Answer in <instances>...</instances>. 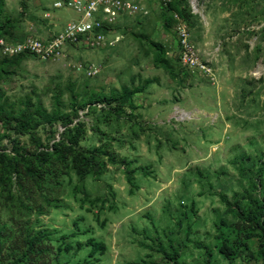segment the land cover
<instances>
[{"label":"rangeland","instance_id":"374dc122","mask_svg":"<svg viewBox=\"0 0 264 264\" xmlns=\"http://www.w3.org/2000/svg\"><path fill=\"white\" fill-rule=\"evenodd\" d=\"M52 1L0 0L1 38L76 19ZM128 1L111 48L0 51V110L31 118L0 128V264H264V0Z\"/></svg>","mask_w":264,"mask_h":264},{"label":"built area","instance_id":"2783aa9c","mask_svg":"<svg viewBox=\"0 0 264 264\" xmlns=\"http://www.w3.org/2000/svg\"><path fill=\"white\" fill-rule=\"evenodd\" d=\"M51 8L71 10L76 19L66 22L59 31L44 38L27 37L11 44L0 38V51L6 57L31 55L46 61L59 58L67 47L103 50L119 40L114 25L123 15L134 14L137 6L128 0H53ZM49 13H45V16ZM97 69L91 66L87 75Z\"/></svg>","mask_w":264,"mask_h":264},{"label":"trees","instance_id":"16d2710c","mask_svg":"<svg viewBox=\"0 0 264 264\" xmlns=\"http://www.w3.org/2000/svg\"><path fill=\"white\" fill-rule=\"evenodd\" d=\"M168 5L171 6L170 3ZM8 27H9L8 23L0 24V38L4 33H6ZM17 57H22V56H17ZM161 57H162V51L160 53L156 52L154 59H155V61L160 62ZM131 94H132V92H130L128 94H121L119 96V98H115V99H117V101H121V100L128 98ZM52 119H54V117L50 118L48 120L49 123L52 122L51 121ZM15 120L18 121L20 127H24L27 124H29V122L31 121V118L29 116L25 117L23 113H21L19 115H14L12 112H6V111L0 110V128H6L8 130L15 129V126L13 125V121H15ZM53 123L54 122H52L51 124H53ZM70 123H71V120L66 125L63 124V127L65 128V130H66V128H68L67 126L70 125ZM34 124L38 125L39 123L35 122ZM2 137H3V135H0V140L2 139ZM54 146L55 145L52 144V146H51L52 149L55 148ZM76 147L77 146H75V143L71 142L66 146V149H67V151L72 152V154H73L71 156V163L77 169L78 175L82 178L84 173H87V174H89L91 172L95 173L97 171V167H91L90 166L91 164L93 165V161H92L91 157L90 156L85 157L84 154L82 153V150H77ZM38 154L40 156V159L44 160L45 157L49 154V150H48V148H45L44 150L38 152ZM126 181L131 187H133L132 177H131L130 172H127V174H126ZM226 205L228 206L229 204L226 203ZM77 245L81 246V244H79V243H77ZM83 246L89 248V251H88V257L89 258H92L94 256V254L98 253V252L100 254H102L105 250L103 243L96 242L93 239H89L87 241V245H83ZM229 251H230V249H229L228 245L225 242H223L219 248V252L222 253L224 256L228 257ZM83 264H89V263L85 261V262H83Z\"/></svg>","mask_w":264,"mask_h":264}]
</instances>
